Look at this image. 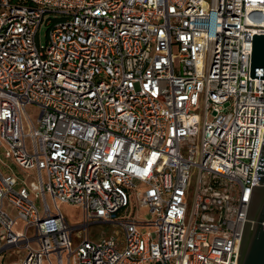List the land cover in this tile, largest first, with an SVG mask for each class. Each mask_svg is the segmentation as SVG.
<instances>
[{
    "label": "built area",
    "instance_id": "2783aa9c",
    "mask_svg": "<svg viewBox=\"0 0 264 264\" xmlns=\"http://www.w3.org/2000/svg\"><path fill=\"white\" fill-rule=\"evenodd\" d=\"M257 35L264 0H0V159L34 172L0 168V254L236 264L263 175Z\"/></svg>",
    "mask_w": 264,
    "mask_h": 264
},
{
    "label": "water",
    "instance_id": "95a60500",
    "mask_svg": "<svg viewBox=\"0 0 264 264\" xmlns=\"http://www.w3.org/2000/svg\"><path fill=\"white\" fill-rule=\"evenodd\" d=\"M264 69V36H255L252 73ZM264 138V136H263ZM257 173L261 186H252L236 264H264V141L259 154Z\"/></svg>",
    "mask_w": 264,
    "mask_h": 264
},
{
    "label": "rangeland",
    "instance_id": "374dc122",
    "mask_svg": "<svg viewBox=\"0 0 264 264\" xmlns=\"http://www.w3.org/2000/svg\"><path fill=\"white\" fill-rule=\"evenodd\" d=\"M47 38V28L43 27L40 32V44H45ZM41 110L34 106H28L27 107V113L29 117L34 121L37 122ZM27 127V125H26ZM28 131V128H26ZM5 150H8L7 147H5ZM0 168L6 173L7 171L11 172L13 175H21V176H27V174L31 175L34 172L29 170H23L21 169L16 163H14L12 160H4L0 159ZM50 205H52V202L49 201ZM38 205L42 208V203L38 201ZM63 214L68 218L71 225H77L82 220V213L79 208L71 207L68 205H62L61 207ZM10 214L12 216L16 215L15 210H10ZM144 216V214H142ZM148 217V216H147ZM22 228V224H20L19 229ZM117 231L115 226L112 225H104V224H97L91 227L90 235L92 239H99L100 237L109 236L113 232ZM26 255L23 257L25 258ZM22 256L20 255V252L17 250H11L8 252H5V254H0V264H17L18 262H21Z\"/></svg>",
    "mask_w": 264,
    "mask_h": 264
},
{
    "label": "crops",
    "instance_id": "0c3cea01",
    "mask_svg": "<svg viewBox=\"0 0 264 264\" xmlns=\"http://www.w3.org/2000/svg\"><path fill=\"white\" fill-rule=\"evenodd\" d=\"M7 172H8V173H11V172H9V171H7ZM7 172H6V173H7Z\"/></svg>",
    "mask_w": 264,
    "mask_h": 264
}]
</instances>
